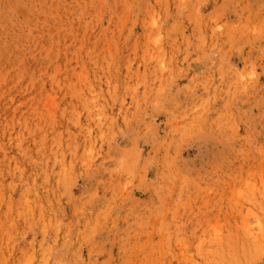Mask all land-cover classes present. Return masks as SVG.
<instances>
[{
	"label": "rangeland",
	"instance_id": "obj_1",
	"mask_svg": "<svg viewBox=\"0 0 264 264\" xmlns=\"http://www.w3.org/2000/svg\"><path fill=\"white\" fill-rule=\"evenodd\" d=\"M0 264H264V0H0Z\"/></svg>",
	"mask_w": 264,
	"mask_h": 264
},
{
	"label": "bare ground",
	"instance_id": "obj_2",
	"mask_svg": "<svg viewBox=\"0 0 264 264\" xmlns=\"http://www.w3.org/2000/svg\"><path fill=\"white\" fill-rule=\"evenodd\" d=\"M21 68V67H20ZM8 71V70H7ZM9 74H11V73H9ZM9 78V77H8ZM7 80V79H6ZM7 82V81H6ZM9 88V87H8ZM258 252V251H257ZM242 259V258H241ZM223 262V261H222Z\"/></svg>",
	"mask_w": 264,
	"mask_h": 264
}]
</instances>
